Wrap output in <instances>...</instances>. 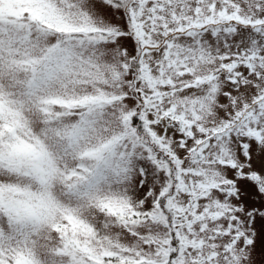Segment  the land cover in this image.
I'll list each match as a JSON object with an SVG mask.
<instances>
[{"label": "snow or ice", "instance_id": "snow-or-ice-1", "mask_svg": "<svg viewBox=\"0 0 264 264\" xmlns=\"http://www.w3.org/2000/svg\"><path fill=\"white\" fill-rule=\"evenodd\" d=\"M0 264H264V0H0Z\"/></svg>", "mask_w": 264, "mask_h": 264}]
</instances>
